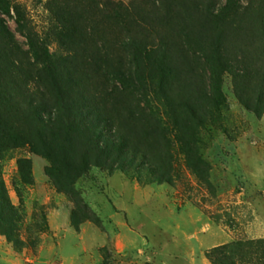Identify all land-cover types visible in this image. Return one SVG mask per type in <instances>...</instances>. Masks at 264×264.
Wrapping results in <instances>:
<instances>
[{"label":"trees","instance_id":"16d2710c","mask_svg":"<svg viewBox=\"0 0 264 264\" xmlns=\"http://www.w3.org/2000/svg\"><path fill=\"white\" fill-rule=\"evenodd\" d=\"M47 0L46 37L20 7L0 0V235L21 238L22 187L31 159L16 158L11 202L2 177L9 151L45 158L44 173L71 202L70 225H99L75 187L98 168L144 183L172 181L176 155L197 171L200 133L226 107L224 76L248 111L264 113V0ZM26 38L22 49L6 24ZM47 37L60 51L50 52ZM41 231L38 229L37 232ZM35 245L36 241H31Z\"/></svg>","mask_w":264,"mask_h":264},{"label":"rangeland","instance_id":"374dc122","mask_svg":"<svg viewBox=\"0 0 264 264\" xmlns=\"http://www.w3.org/2000/svg\"><path fill=\"white\" fill-rule=\"evenodd\" d=\"M9 1L20 7L31 30L46 37L51 24L47 0ZM1 16L26 50L14 17ZM47 41L50 52L60 51L53 38ZM222 91L226 107L200 133L203 162L197 171L177 154L169 183H144L133 173L96 167L77 180L75 187L99 219V225L82 222L80 235L79 228L65 229L60 214L57 236L48 231L49 209L65 202L72 208L45 175L48 161L27 147L9 151L1 163L2 177L15 205L16 158L28 157L32 166L33 183L21 186L19 205L25 245L10 244L23 264H40L35 257L48 236L53 241L64 237L63 251L72 261L79 256L80 264H264V113L256 115L237 101L229 76L223 77Z\"/></svg>","mask_w":264,"mask_h":264},{"label":"crops","instance_id":"0c3cea01","mask_svg":"<svg viewBox=\"0 0 264 264\" xmlns=\"http://www.w3.org/2000/svg\"><path fill=\"white\" fill-rule=\"evenodd\" d=\"M61 199L62 198H60V200ZM67 203L68 202L62 203V205H59L58 208H53L48 210V214H47L48 231L49 232L53 231L52 235L54 236L55 235L57 236L56 232L57 230H59V226L57 224L59 214L64 218L63 224L65 226V229L67 231L73 229L69 222L70 207L67 205ZM81 227L82 224L79 227V231L77 235L81 234L82 231ZM63 238L64 237L62 238L59 237L58 240L56 239L55 241H53L51 236L44 237L41 240V244L37 250V255L35 257L38 263L55 264L54 262L60 261V263L63 264H74L73 261L75 260L80 264V261L78 259L79 256H77L76 259L74 258V260L72 261L73 258L71 259L68 258L66 253L63 251L62 247H63V243H65ZM0 264H23V260L20 257V254L14 252L10 243L6 242L5 238L2 235H0Z\"/></svg>","mask_w":264,"mask_h":264}]
</instances>
